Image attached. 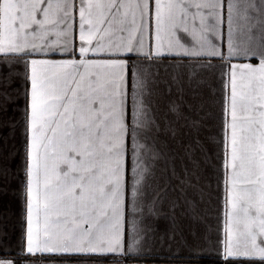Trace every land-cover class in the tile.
<instances>
[{"label": "snow or ice", "instance_id": "6c2138e0", "mask_svg": "<svg viewBox=\"0 0 264 264\" xmlns=\"http://www.w3.org/2000/svg\"><path fill=\"white\" fill-rule=\"evenodd\" d=\"M77 8L78 56L73 47L76 58L59 63L31 58L68 51ZM221 24L229 55L257 57L259 67L221 65L211 148L209 76L225 56L209 35L221 36ZM19 65L30 83L16 194L25 230L15 251L0 243V264H147L183 250L264 264V0H0V129ZM210 167L224 234L205 249ZM8 175L0 164V203Z\"/></svg>", "mask_w": 264, "mask_h": 264}, {"label": "crops", "instance_id": "0c3cea01", "mask_svg": "<svg viewBox=\"0 0 264 264\" xmlns=\"http://www.w3.org/2000/svg\"><path fill=\"white\" fill-rule=\"evenodd\" d=\"M75 3H79V0H73ZM68 23L72 25L69 31V44L68 51L63 54H57L55 56L49 53L44 55L43 53L37 54L31 58L37 59H47L52 62H62L65 59L76 58L71 56L73 47L77 48L78 56V46L79 41V13L78 8L74 10L73 15L69 17ZM209 23H214V21L209 20ZM198 26V25H197ZM221 36L212 37L209 35V39L214 40L217 45H221V50L224 53L225 59L221 61L219 58L213 60L215 66L213 74L209 76L210 88L216 89V97L209 99V108L213 113L211 119L208 121V127L204 130V137L207 138V145L211 148H215L213 139L219 135V107L216 100L219 99V73L221 71V65L226 64L228 68H231L232 64L244 65L251 64L252 67H259V59L257 57L245 58L240 54L239 51L235 55H229L227 40H226V24L220 25ZM55 36L49 37V43L56 40ZM61 39V44L64 38ZM149 39L145 38V51L148 50ZM154 43V41H151ZM106 56V54L101 53V58ZM30 58V59H31ZM89 59L92 58L91 53L89 54ZM30 63V60H29ZM14 71L21 73L20 76L15 78V83L13 84L12 91L10 95L13 98V103L9 108L8 112V125L7 127L0 129V164L5 165L9 169L8 175V185L9 193L8 196L0 203V219L3 220L4 226L7 230V237H0V243L7 244L9 250L15 251L19 246L21 241L24 239L25 230V220L23 218V207L19 199L17 198V193L20 189L21 181L25 178L24 169L27 163V148L28 141L25 138V107L27 101L24 97V88L27 86L30 90V83L24 80V68L23 65L17 66ZM30 75V69L28 70ZM227 79V77H225ZM17 88H19L20 94L17 95ZM125 90L128 93V103L131 101V90L130 86H125ZM129 159L127 156L125 160ZM215 169L209 168L207 173V178L211 183V188L208 189L206 194L205 202L202 205V215L204 217L203 222L200 225V232L202 233L204 239H202L201 244L205 249H212L217 246V241L223 237V213L221 212V203L218 200V196L221 192L217 191L216 177L214 175ZM135 175V173H133ZM222 248V245H219ZM190 253L188 250H183L180 252L176 259H169L168 254L161 253L158 258L153 260H148L147 264H215L210 263V261L218 262L212 258V254L208 251L203 253L205 258L201 259H189ZM9 259H15L16 257H8Z\"/></svg>", "mask_w": 264, "mask_h": 264}, {"label": "trees", "instance_id": "16d2710c", "mask_svg": "<svg viewBox=\"0 0 264 264\" xmlns=\"http://www.w3.org/2000/svg\"><path fill=\"white\" fill-rule=\"evenodd\" d=\"M148 262V261H147ZM210 263H215V264H218V262H213V261H210Z\"/></svg>", "mask_w": 264, "mask_h": 264}]
</instances>
